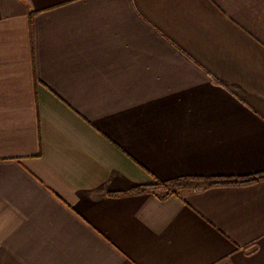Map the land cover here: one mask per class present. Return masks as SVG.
Returning <instances> with one entry per match:
<instances>
[{
  "label": "crops",
  "instance_id": "crops-1",
  "mask_svg": "<svg viewBox=\"0 0 264 264\" xmlns=\"http://www.w3.org/2000/svg\"><path fill=\"white\" fill-rule=\"evenodd\" d=\"M264 0H0V264H264Z\"/></svg>",
  "mask_w": 264,
  "mask_h": 264
},
{
  "label": "trees",
  "instance_id": "trees-1",
  "mask_svg": "<svg viewBox=\"0 0 264 264\" xmlns=\"http://www.w3.org/2000/svg\"><path fill=\"white\" fill-rule=\"evenodd\" d=\"M264 179V170L244 175H212V176H182L166 181L138 185L131 189L132 193L149 192L161 194L168 191L163 197L178 193L182 189L207 188L214 185L248 184Z\"/></svg>",
  "mask_w": 264,
  "mask_h": 264
},
{
  "label": "rangeland",
  "instance_id": "rangeland-1",
  "mask_svg": "<svg viewBox=\"0 0 264 264\" xmlns=\"http://www.w3.org/2000/svg\"><path fill=\"white\" fill-rule=\"evenodd\" d=\"M185 190H190V189H182V190H180L177 194H179V193H181V192H183V191H185ZM167 192H168V191H163V192H161V195L167 194ZM174 194H176V193H174Z\"/></svg>",
  "mask_w": 264,
  "mask_h": 264
}]
</instances>
